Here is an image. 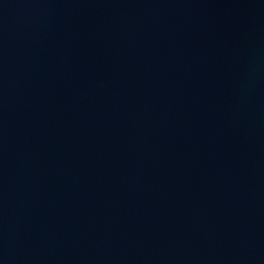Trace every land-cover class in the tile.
<instances>
[{"label":"water","instance_id":"water-1","mask_svg":"<svg viewBox=\"0 0 264 264\" xmlns=\"http://www.w3.org/2000/svg\"><path fill=\"white\" fill-rule=\"evenodd\" d=\"M0 264H264V0H0Z\"/></svg>","mask_w":264,"mask_h":264}]
</instances>
